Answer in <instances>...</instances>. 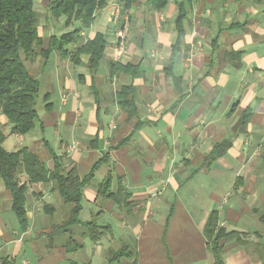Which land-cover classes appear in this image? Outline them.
<instances>
[{"label": "crops", "instance_id": "0c3cea01", "mask_svg": "<svg viewBox=\"0 0 264 264\" xmlns=\"http://www.w3.org/2000/svg\"><path fill=\"white\" fill-rule=\"evenodd\" d=\"M115 2L97 11L91 27L68 46L76 50L86 40L81 32L87 39L106 33L105 57L96 72L85 53L79 64L54 52L46 64L41 57L31 61L36 71L48 66L41 80L44 101L37 106L40 119L32 131L18 134L0 112L4 147H28L50 168L55 152L65 172L76 166L81 175L109 152L110 161L84 189L81 219L99 212L98 222L113 227V243L133 237L135 264H216L205 234L213 210L223 228L241 235L222 241L223 264H264V0L188 1L180 40L176 0L162 10L142 0L119 15L112 9ZM52 34L40 32L41 47H48ZM111 61L139 70L111 75ZM130 83L137 88L139 109L133 118L115 98ZM247 107L252 110L247 131L233 137L225 155L205 162L216 142L233 135ZM110 170L114 188L121 184L129 192L127 207L97 193ZM18 178L29 186V225L21 228L0 176V264H109L107 238L95 243L77 234L85 248L72 254L61 239L52 243L47 234L72 204L62 200L53 182L29 183L24 171ZM117 264L132 263L124 258Z\"/></svg>", "mask_w": 264, "mask_h": 264}, {"label": "trees", "instance_id": "16d2710c", "mask_svg": "<svg viewBox=\"0 0 264 264\" xmlns=\"http://www.w3.org/2000/svg\"><path fill=\"white\" fill-rule=\"evenodd\" d=\"M141 1L116 0L121 7V12L129 11ZM147 1L157 10H162L170 2V0ZM176 1L178 3L176 27L180 40L184 33L183 21L187 16L186 3L191 0ZM34 2L35 0H0V112L7 117L8 122L12 125L11 131L18 134H26L32 131L40 119L37 103L41 91V80L28 68L26 61H33L41 57L46 64L51 54L56 51L63 57L70 56L74 63L79 64L81 63L79 56L85 53L89 55L88 66L94 73L105 57L108 45L107 34L97 32L93 38L86 39L76 50L68 48L72 42L77 41L82 29L91 27L96 12L107 6L109 0H50L49 10L55 18L59 19L65 16L67 27L74 25V23H78L79 26L59 35L52 34L46 48L41 47L43 38L39 32V14L34 7ZM138 70L139 66L130 62L124 64L119 61H111L110 63L111 75L119 72L136 74ZM91 89L96 96L99 108V91L95 84L92 85ZM115 98L129 118L138 115L137 88L133 83L123 85ZM51 105L52 103L48 102L45 107L50 109ZM251 113L252 110L249 107L244 109L233 127V135L216 142L211 152L205 156V162L210 163L226 154L232 146L233 137L247 131ZM141 124L143 123L139 121L137 128ZM130 136L132 134L123 139L120 144L128 141ZM5 139L6 134L0 127V176L5 186L12 193V208L23 230L29 225L25 208L26 193L29 186L26 182H20L18 178L20 171H24L28 175L29 183L53 182L54 188L62 200L72 204L63 222L54 225L47 234L52 243L54 239H61L67 253L72 254L85 248V243L77 239V234L83 238L88 237L95 243L107 238L112 243L106 251L109 264H117L124 258L131 260L132 264L136 263L135 249L130 248L127 241H121L118 249L114 247L115 243L113 242L117 239L113 227L111 224L98 222L99 212L93 214L88 220L81 219L84 189L95 179L96 171L110 161L109 152L104 153L92 165L87 174L81 175L76 166L65 172L63 160L55 152L52 153L54 165L50 168L39 153L29 150L28 147L8 151L4 147ZM97 193L99 196L113 199L120 207L129 206L127 199L129 192L121 184L114 188L112 170L97 185ZM172 209L169 216L172 214ZM205 234L216 264L224 263L222 241L234 237L237 240L241 238L237 231H227L220 225L217 210L211 211L205 227ZM71 262L76 264L75 261ZM85 264L92 263L88 261Z\"/></svg>", "mask_w": 264, "mask_h": 264}, {"label": "rangeland", "instance_id": "374dc122", "mask_svg": "<svg viewBox=\"0 0 264 264\" xmlns=\"http://www.w3.org/2000/svg\"><path fill=\"white\" fill-rule=\"evenodd\" d=\"M221 2V0H216V3H219ZM35 5L34 7L36 8V10L38 11V18H39V30L40 32L42 31V33L45 35H48L49 33H57V34H61V32H64V31H69V30H73L74 28H76L77 26H79L78 23H74V25H71L70 27H67L66 24H65V16H62L61 18L57 19L55 18L51 13H50V10H49V3H50V0H35ZM117 3V2H115ZM115 5H112V9L113 11L115 12L116 15H119L121 13V10L120 12L117 14L116 13V10L114 8ZM119 8L121 9L120 5L118 4ZM89 32V31H88ZM121 32V31H120ZM119 32V36L120 38L122 37L123 38V32L122 34ZM82 33V32H81ZM82 35V34H81ZM84 37V39H87L86 38V34H84V36L82 35V38ZM123 41V39H122ZM121 44V43H120ZM54 53H57L58 52H54ZM26 64L28 66V68H30L32 70V72L40 79L42 80V75H43V72L48 68V66H41V68L39 70H34L31 68V61L28 60L26 61ZM43 95H44V88L42 87L41 88V91H40V95H39V98H38V103H37V106L41 105L43 103ZM15 143V141H13ZM87 209V207H86ZM127 243L129 244L130 248L134 249L135 248V239L132 237L131 239L127 240ZM114 247L116 249L120 248V241H119V244H114ZM75 259L77 260H80L81 259V254H77L75 256ZM105 264H107L105 262Z\"/></svg>", "mask_w": 264, "mask_h": 264}, {"label": "built area", "instance_id": "2783aa9c", "mask_svg": "<svg viewBox=\"0 0 264 264\" xmlns=\"http://www.w3.org/2000/svg\"><path fill=\"white\" fill-rule=\"evenodd\" d=\"M114 8H115L117 14H118V13L120 12V10H121V9L119 8V6H118V3H115ZM120 33L122 34V31H121ZM81 34L84 36L85 32H82Z\"/></svg>", "mask_w": 264, "mask_h": 264}]
</instances>
